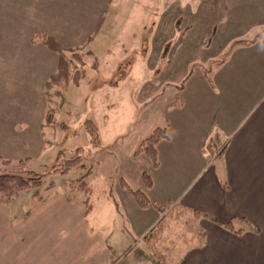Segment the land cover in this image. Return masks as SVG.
Here are the masks:
<instances>
[{
  "label": "rangeland",
  "instance_id": "obj_1",
  "mask_svg": "<svg viewBox=\"0 0 264 264\" xmlns=\"http://www.w3.org/2000/svg\"><path fill=\"white\" fill-rule=\"evenodd\" d=\"M244 1L245 7L254 8L259 0ZM192 3L193 0H121L119 7L110 10L114 17L113 30L107 29L105 20L99 33L97 40L102 53L91 58L87 53L82 54L86 63L79 84L72 82L66 91L62 86L40 88L35 84L41 78L24 71L19 77L22 85L6 83V78L0 77V118L8 123L5 136L16 137L19 129L25 128V121L47 120L41 138L27 140L22 136L18 140H0V173L34 171L42 180L39 186L12 199L8 207L0 205V228L6 218L12 217L18 224L20 216L47 198L61 201L42 210L54 214L53 221L44 226L41 222L38 228L36 220L32 223L31 219L15 229L30 234L37 228L56 231L64 225L75 228L80 221L85 222L78 207L85 192L71 190L70 184L87 174L86 180L92 187L87 235L82 222L76 226H82L81 237L72 236L69 240L71 244L82 240L87 245L89 264H108L109 253L103 252V246H110L120 264H137L146 258L149 264L158 261L162 264L164 247L199 243L202 238L193 215L173 210L165 212L164 217L152 205L143 213L139 207L137 212H132L131 206L136 203L120 183L124 179L134 190L142 185V172L149 173L151 168L148 159L144 155L145 159L136 156L135 152L142 139L157 127H167L178 148L186 141L194 159L197 156L207 167H219L223 159L220 147L228 130L225 122L243 117L264 93V50L251 53L245 49L251 55L238 57L246 53L237 51L233 58L228 57L233 44L257 35L264 40V28L253 24L248 27L247 23L242 26L241 22V26L236 23L238 27L224 33L219 27L216 39H211L209 46L198 45L199 49L204 47L208 51L197 54L198 39L210 29L194 23ZM223 8L225 5L218 10ZM221 15L216 13L217 23ZM30 18L34 19L32 14ZM131 19L135 20L129 24ZM140 27L146 28L145 40L139 38ZM219 37L225 44L218 45ZM201 39L207 41L205 36ZM261 47L264 43L257 45L258 49ZM212 48L216 52H209ZM74 59L72 67L81 68V63ZM236 103L242 104L239 109H234ZM103 113L109 119H103ZM88 118L98 124V144L85 129L84 121ZM183 126L189 128V134L183 131ZM208 135H211L210 143L206 142ZM205 143L215 151L213 156H202ZM78 149L83 157L79 165L68 172L53 170L76 155ZM65 197L71 200V206L65 205ZM65 212L71 215L65 216ZM156 213L159 219L148 228ZM232 224L238 228L245 226L237 220ZM144 235H147L145 240ZM167 254L169 259L173 258L170 252Z\"/></svg>",
  "mask_w": 264,
  "mask_h": 264
},
{
  "label": "crops",
  "instance_id": "obj_2",
  "mask_svg": "<svg viewBox=\"0 0 264 264\" xmlns=\"http://www.w3.org/2000/svg\"><path fill=\"white\" fill-rule=\"evenodd\" d=\"M218 1L217 3L216 0H193L191 13L195 16V22L193 18L192 21L199 26L205 25L206 27H202L204 29H210L208 35L203 33L198 39L197 54L208 51V48L204 47L199 49L198 45L209 46L211 39H216L219 27L224 29V33L226 29L229 33L231 29L238 27L236 23L241 22L242 26L247 23L245 25L248 27L253 24L264 28V0L257 1L258 5L254 8L245 7L244 0ZM120 2L121 0H0V77L6 78V83L18 86L22 85L19 77L24 71L27 75L41 78L36 81L38 84H35L40 88L62 86L64 91L70 89L72 81H53L58 72L60 53L40 40L33 41L34 34L42 32L54 38L63 48L66 57L71 58L73 52L81 55L87 53L89 58L99 56L102 53L97 40L99 33L105 26V20L107 29L113 30L114 17L110 14V10L119 7ZM223 5L225 8L218 10ZM220 12L222 15L217 23L216 13ZM31 14L33 20L30 18ZM133 20L135 19L128 21L129 24H132ZM233 24L235 26L231 27ZM176 26L178 27V23ZM139 34V38L145 40L146 28L140 27ZM204 36L207 41L202 42L201 38ZM258 37L259 35L243 38L244 42L240 43L241 46L233 44V50L228 57L233 58L237 51L246 53L245 49L250 50L251 53H257L254 52L256 50L262 52L264 47L258 49L257 45L264 43L262 42L264 40ZM218 41V45L225 44L221 37ZM242 48L244 50H241ZM180 51H184L183 45ZM209 52L216 51L212 48ZM246 55L251 54H240L238 57ZM73 83L79 84V82ZM194 90L198 91L197 88ZM259 99L260 101L254 102L243 117L225 122L228 130L220 147L223 159L219 167L210 165L207 167L206 163L197 156L194 159L193 152L190 151L191 146L186 141H182L181 147L178 148V143H174L170 134L169 139L158 145L157 168L152 166L144 154L138 155L142 158L144 155L148 159L153 181L152 187L145 186L142 174L147 171L144 170L141 174L142 185L138 189L147 195L152 206L157 210L160 209L156 208L155 204L165 206L169 203L167 208L165 207V212L181 210L185 214L193 215L197 221L198 234L202 238L196 244H174L172 247H164L162 264H264V93ZM241 105V103L234 104V109H239ZM104 118L109 119L103 113ZM46 121L45 119H38L36 123L25 121V128H20L18 132L20 134L13 137L4 135L8 123L0 118V140H18L22 136L23 139L36 140L41 135H45L43 131ZM182 128L185 133H190L189 128L185 126ZM210 140L211 135H208L206 142L210 143ZM205 144L202 148V156L204 158L208 155L213 156L215 151L211 150L207 143ZM185 155L189 158H184ZM129 187L133 189L130 185ZM56 196L57 194L54 198ZM83 199L80 204L82 206L78 207L85 222L80 221L77 225L85 223L87 235V220L92 213V207L91 211L86 213ZM55 201L61 202L51 198L41 199V202L34 205L29 213L20 216L18 224L12 217L6 218V224L3 222L0 228V264H89L87 245L82 244V240L75 244H71L72 241L69 240L72 236L81 237L82 226L77 228L75 225V228H71L69 224L67 228L64 225L62 229L56 231L38 229L41 222L44 226L46 222L53 221L55 215L45 214L42 210ZM10 203L0 205L8 207ZM64 203L72 205L67 197ZM135 203L131 206L132 212H137L136 207H139L136 201ZM148 208L139 207L140 212ZM64 209L66 210V207ZM194 210H198L204 216L195 215ZM10 212L12 213V210ZM66 215L71 214L65 212ZM31 219L32 223L34 219L36 220L38 228L31 230L30 234L15 229L24 226ZM158 219L159 215L156 213L154 221L148 228ZM236 220L245 224L239 228L235 226L236 229H242L239 234L225 228V224L234 223ZM56 241L59 242L58 245ZM40 242L44 244L41 245ZM102 248L103 252L109 253L108 264H120L114 258L110 246ZM167 252L173 255L172 259H169ZM137 264H149L148 259ZM158 264L161 262L158 261Z\"/></svg>",
  "mask_w": 264,
  "mask_h": 264
},
{
  "label": "trees",
  "instance_id": "obj_3",
  "mask_svg": "<svg viewBox=\"0 0 264 264\" xmlns=\"http://www.w3.org/2000/svg\"><path fill=\"white\" fill-rule=\"evenodd\" d=\"M40 40L44 42L48 47L60 53V60H59V68L58 72L54 76V80H62V81H72V82H79L81 73H83L84 67V58L80 53L73 52L70 57H66L64 54L63 48L59 45V43L52 37L42 33L36 32L33 36V41ZM74 56V57H73ZM74 58H77V61L81 68L72 67L73 62L75 61ZM83 69V70H82ZM47 118L48 115H47ZM84 126L86 131L93 137L94 143L98 144L100 142L98 133L99 128L96 121L92 118H88L84 121ZM169 139V133L167 127H157L154 129L146 138L142 140L138 149L135 152V155L138 156L140 154H144L151 162L154 168L159 166V157H158V145L164 141ZM81 149L77 150V154L73 155L70 159H68L62 166L54 167V171L60 172H68L75 166L79 165L83 160V157L80 154ZM24 160H20L21 163H24ZM3 162L8 163L9 160H3ZM87 174L80 176L78 182L75 184H70V189H80L84 190L86 197L83 199V203L86 206V213L91 211L90 205V194L92 192V187L86 180ZM142 179L147 188L152 187L153 181L149 173L143 172ZM41 176L34 172V171H27L26 174H16L12 172H4L0 173V204L9 203L12 199L19 197L21 194L35 188L41 184ZM78 183V184H77ZM121 184L124 188H126L134 197L135 201L138 203L139 207L141 208H148L150 207L151 201L147 197V195L139 189H131L129 185L121 179ZM169 205L166 204L165 206H158L154 205L156 208L160 209L163 213L165 212V207ZM197 216H204L198 210L193 211ZM164 218V217H163ZM163 218L158 222V225L163 221ZM163 225L158 227L157 230L160 232L162 230ZM225 228L230 231H233L237 234L242 232V229H236L232 222L225 224ZM147 236V235H146ZM145 236V237H146ZM144 237V239H145ZM161 259H164V256H161Z\"/></svg>",
  "mask_w": 264,
  "mask_h": 264
}]
</instances>
